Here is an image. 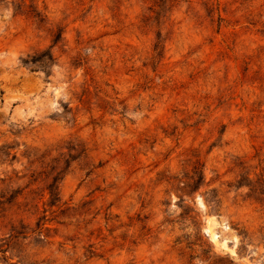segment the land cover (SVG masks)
<instances>
[{"label":"rangeland","instance_id":"374dc122","mask_svg":"<svg viewBox=\"0 0 264 264\" xmlns=\"http://www.w3.org/2000/svg\"><path fill=\"white\" fill-rule=\"evenodd\" d=\"M0 264H264V0H0Z\"/></svg>","mask_w":264,"mask_h":264},{"label":"trees","instance_id":"16d2710c","mask_svg":"<svg viewBox=\"0 0 264 264\" xmlns=\"http://www.w3.org/2000/svg\"><path fill=\"white\" fill-rule=\"evenodd\" d=\"M35 15H36V14H35ZM37 15H38V14H37ZM58 37H59V34L56 35V36L54 37V39L57 40ZM157 45H158V43H157V41H156V42L153 44V50L157 48ZM50 58H51V55H50V56H47V57H46V60H50ZM198 179H201V176L198 177ZM47 189H48V194H49V196L52 197V196L54 195V190L56 189V187H54V186H53V183H51V184H48V185H47Z\"/></svg>","mask_w":264,"mask_h":264}]
</instances>
